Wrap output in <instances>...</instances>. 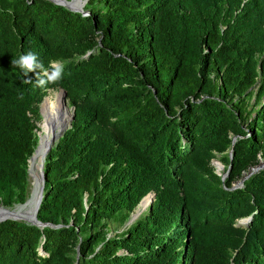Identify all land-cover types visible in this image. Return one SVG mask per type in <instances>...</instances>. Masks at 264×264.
<instances>
[{"label":"trees","instance_id":"trees-1","mask_svg":"<svg viewBox=\"0 0 264 264\" xmlns=\"http://www.w3.org/2000/svg\"><path fill=\"white\" fill-rule=\"evenodd\" d=\"M29 51L62 80L11 65ZM61 89L75 112L44 161V226L0 221V264H264V0H0V207L27 201Z\"/></svg>","mask_w":264,"mask_h":264},{"label":"water","instance_id":"water-1","mask_svg":"<svg viewBox=\"0 0 264 264\" xmlns=\"http://www.w3.org/2000/svg\"><path fill=\"white\" fill-rule=\"evenodd\" d=\"M47 1H50L52 2L53 4L55 5H59V6H62V7H65L71 11H74V12H80V13H83V6L87 3L88 0H84L82 2V4L80 5V7H76V8H73L70 6V3L73 1V0H62L61 2H58L56 0H47ZM62 95V98L64 100H66V92L61 89L59 90ZM40 112V110H39ZM74 112H75V108L74 107H71V116H70V119H69V123H68V126L64 127L62 130H60L57 134H55L52 139H51V142L49 143V145L46 147V150H45V153H44V157H43V160H42V164H41V182H40V185L38 186L37 188V191L30 196V198L22 205H17V207H25L28 203L32 202V200H35V203H34V207H33V212H31V218L30 220H27V219H19V218H16V217H10V216H6V217H2L1 216V212L2 211H6L7 209L3 208V207H0V221H3V220H7V219H12V220H16V221H24L26 223H29L30 225H35V226H38V227H42L44 226V224H41L38 220H37V213H38V210H39V206L41 204V201H42V198H43V193H44V172H43V168H44V161H45V158H46V155L49 153V151L51 150V148L53 147V145H55L56 142L59 141V139L63 136V134L70 128L71 126V123H72V120L74 118ZM35 153V150L34 152ZM33 159V154L31 155V157L29 158L28 160V169H27V172L29 174L30 170H29V163L30 161ZM264 166V164H262L261 166L259 167H256L255 169L252 170V172H255L259 169H261L262 167ZM223 166L222 165H219V168L218 169H222ZM229 169L230 167L227 169V171L225 172V174L223 175V179H225L228 175V172H229ZM218 174V173H217ZM219 175V174H218ZM248 176L244 177L241 181H240V186L242 184V181L245 180L246 178H248ZM147 196H150V199H149V202L147 204V207H150L152 202L154 201V198H155V194L153 193H149L147 194L139 203V205L137 206V210L139 208V206H141V204L143 203L144 199L147 197ZM136 211H134L131 215H130V219L129 221L127 222V225H130L132 224L138 217H139V213ZM137 212V213H135Z\"/></svg>","mask_w":264,"mask_h":264},{"label":"rangeland","instance_id":"rangeland-1","mask_svg":"<svg viewBox=\"0 0 264 264\" xmlns=\"http://www.w3.org/2000/svg\"><path fill=\"white\" fill-rule=\"evenodd\" d=\"M81 1L83 2L84 0H73L70 3V5L71 6H75V7H79L81 5ZM59 92H60L59 90H49L48 93H47V96H50L49 98H51V99H57V100H59L62 103V105L68 109L67 116H66V120L63 121V122H68L69 119H70V116H71V106H70V104H69V102H68L67 99L65 101V100H63V98H57L56 97L57 95H60L61 96V93H59ZM250 103H252V101ZM40 107H41V104H40ZM40 118H41V114H40ZM38 126L39 125L37 123V127ZM38 130H39V127H38ZM36 147H37V145H36ZM36 147H35V149H36ZM42 151H43V147H42V144H41V146L39 148V152H38L39 154L34 155V153H33V159L29 163V170H30V172L28 174V198H27V200L30 198L31 195H33L37 191V188H38V186L40 185V182H41V171H42L41 164H42V160H43L44 153H45V151H43V152ZM262 164L263 163H261V161H260L259 165L255 166L253 168L259 167ZM211 165L215 168L216 172L219 175H221L224 172V168L218 169L219 168V165H221V163L218 160H213L211 162ZM224 174H225V172H224ZM223 175H222V177H223ZM246 176L247 175L245 174L244 177H246ZM240 181L241 180L236 181L233 184V188H236V187L240 186ZM33 201L31 202V204L30 203L27 204L26 211L24 212V214H26L27 216H30V217H31V212H33V207H34V203H35V200H33ZM148 202H149L148 199L147 200H144V203H145L144 204L145 206L143 207V210L144 211L140 212L139 214H142L143 212L146 211V209L148 208L147 207ZM18 208H20V207H17L16 206L14 209L17 210ZM14 209H13V211H14ZM136 210H137V208L134 211H136ZM137 212H138V210H137ZM137 212H135V213H137Z\"/></svg>","mask_w":264,"mask_h":264},{"label":"clouds","instance_id":"clouds-1","mask_svg":"<svg viewBox=\"0 0 264 264\" xmlns=\"http://www.w3.org/2000/svg\"><path fill=\"white\" fill-rule=\"evenodd\" d=\"M11 65L20 69V71L27 76L29 73H37L35 77V86L41 89H47L49 84L59 83L64 75V65L56 60L49 61L46 68L42 62L39 61L38 56L29 51L26 54L20 55L18 58L11 60ZM42 73V75H41ZM22 83L32 84L30 79H25ZM23 100V95L19 97Z\"/></svg>","mask_w":264,"mask_h":264},{"label":"bare ground","instance_id":"bare-ground-1","mask_svg":"<svg viewBox=\"0 0 264 264\" xmlns=\"http://www.w3.org/2000/svg\"><path fill=\"white\" fill-rule=\"evenodd\" d=\"M43 101H44V102H42L43 108L41 105L40 111H41V113H43L42 116H44V123H43L44 142L42 143V147H43V151H45L46 147L51 142L52 137L61 130L62 123H63V121L66 120L68 109L66 107H64L62 105V103L57 99L45 98V100L43 99ZM34 155H37L36 149H35ZM147 199L149 200L150 196H147L144 200H147ZM30 204H31V202H30ZM22 208H24V207H20L18 209H22ZM1 214L12 215L13 217H16L19 219L30 220V218H31L30 216H27L24 213H20V212L16 211L15 209H14V211L12 209L2 211Z\"/></svg>","mask_w":264,"mask_h":264}]
</instances>
